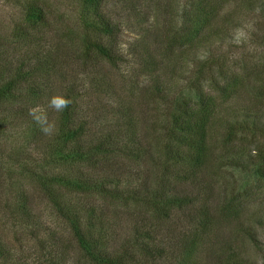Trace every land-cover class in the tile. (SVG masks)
I'll list each match as a JSON object with an SVG mask.
<instances>
[{"label":"rangeland","instance_id":"obj_1","mask_svg":"<svg viewBox=\"0 0 264 264\" xmlns=\"http://www.w3.org/2000/svg\"><path fill=\"white\" fill-rule=\"evenodd\" d=\"M102 1L100 13L114 30V35L88 33V44L84 46L87 33L81 22L85 17L90 22L94 12L81 6L78 0H0V69L24 65L16 81L20 86L14 88L11 98L0 102V240L4 244L12 242V246L17 244L12 239L17 232L10 231V226L14 227L17 222L11 211L22 210V204H26L23 200L29 199L32 200L28 203L32 214L29 220H22L27 236L17 250L25 251L28 245L35 244L33 242L37 239L34 235H37L43 242L38 251L40 254L58 244L62 264H94L77 252L68 225L57 212L52 211L50 205L46 206L37 182L42 176L51 180L62 174L76 173L81 167L62 165L60 156L50 153L47 147L43 149V144L58 127L57 108L72 109L76 121H84L92 136L103 131L106 123L109 124L105 127L116 130V126H120L119 119H125L118 112V106L124 104L129 107L128 114L135 124L127 136L136 134L134 141L139 139L140 143L129 148L135 157L116 164L120 167L110 173L111 176L122 177V182L114 186L120 201L111 199L107 205L110 212L119 217L115 230L117 242L128 241L130 249H135L133 244L137 235L133 229L143 236V220L147 225L146 232H160L156 239L138 240V243L143 240V245L149 250L146 255L135 254L139 264H178L174 258L171 260L169 253L162 258L157 257L159 251L166 252L171 243L174 247L181 245L186 249L187 264H264V172L258 174L251 169L252 163L259 168L264 167V21L252 18L250 13L226 24L229 38L224 36L223 40L216 41V38L207 36L204 44L193 52L188 43L183 44L182 49L191 61H181L178 55L171 57L172 62L178 63L175 74L166 84L164 98L169 105L164 106L158 100L149 102L142 95L145 84H150L158 75L157 72L143 74L130 50L140 45L136 52L146 50L152 57L162 58L165 40L157 47L153 35H162L161 28L165 22L176 26L180 22L178 13L189 11L188 6L193 0ZM33 2L38 7L28 8V3ZM225 9L229 10L227 5ZM41 12L45 14L39 24L35 27L26 24L27 18L36 19ZM168 16L169 21L166 20ZM179 35L186 36V33ZM90 43L112 47L113 60L100 58ZM236 44L243 47L234 49ZM157 48L161 50L153 51ZM80 51L88 53L85 62L79 60ZM5 54L9 57L4 59ZM228 56L230 60L226 61ZM199 57L206 61V66L212 65V69L207 66L203 72L208 79L203 75L205 79L200 81L194 80L193 76L184 78L183 73L192 69L195 66L192 61ZM238 58L241 60L236 66L241 64L245 69L241 73H251L250 78L245 74L231 77V71L235 69L230 61ZM37 59L40 61L34 64ZM28 71L29 74L23 75ZM209 71L213 75H225L227 71L229 75L221 79L217 87V78ZM6 79L4 77L2 81ZM235 79L237 83L231 85ZM192 81L201 84L203 93L213 99L210 107L216 123L208 132V147L218 151L222 148L226 123H234L240 130L222 158L228 165L207 160L204 168L194 170V183L187 186L184 193L191 198V205L163 213L162 217L166 215L169 221L164 222L161 229L158 219L162 211L139 214L130 207L131 202L122 201L128 195L125 183L137 179L150 186L152 183L156 185L161 180L159 169L163 167L169 173L174 169L192 171L190 166L168 159V153L175 152L174 159L179 155L186 161V155L182 153L186 150L183 143L176 151L181 139L174 138L172 134L169 110L179 106L181 98L197 101L193 91L189 90ZM34 86L41 92L43 90L36 102L31 96ZM25 95L30 96L26 98ZM66 96L71 99L67 103L63 101ZM174 112L176 115L178 108ZM44 129L46 131L39 137L37 131ZM256 147L262 156L256 157ZM232 163L239 164V167ZM93 172L106 174L104 170ZM49 186V182L46 183L45 189ZM57 187H52L53 192L59 191ZM67 204L99 207L102 199L94 192L84 195L72 193ZM204 217L208 220L201 228L199 218ZM112 246L111 243L109 247Z\"/></svg>","mask_w":264,"mask_h":264},{"label":"trees","instance_id":"obj_2","mask_svg":"<svg viewBox=\"0 0 264 264\" xmlns=\"http://www.w3.org/2000/svg\"><path fill=\"white\" fill-rule=\"evenodd\" d=\"M78 1L81 6L84 5L87 9L94 12V18H92L90 22L87 17L81 22L84 25V31L87 33L85 42L83 43L84 46L88 44L87 39L89 34H102L108 37L114 35V30L105 22L100 13V8L103 4L102 0ZM28 5V8L31 9H36L35 7H38L34 2L28 3ZM225 5L228 6L229 10H224ZM188 7L189 11L185 10L186 12L183 11L182 13H178L180 15V22L176 26L169 25L165 22L166 24L161 28L162 35H158V33L153 35L157 47H159L161 41L165 40L164 43L166 46L163 47L162 58H154L149 55L146 50L136 52V48H139L140 45H135L130 50V52L132 51V56L136 58L137 65L143 74L153 75L157 72V79L151 80L150 84L146 83L141 90L142 95H144L149 102L154 103L158 100L161 104L164 103V106L169 105V102H165L166 99L164 98L166 94V84L171 76L175 74V67L178 63L177 61L172 62L173 59H171V57L178 55L181 61H191V59H189L190 56L185 55V50L182 49L183 44L188 43V47L193 52L196 47H200V45L204 44L207 36H212V38H216V41H221L224 36H228V32L226 31L227 23L233 22L242 16L246 17L250 15V13L252 18H259V22L264 21V0H193V3ZM41 13L42 14L37 13L40 14V16L36 19L27 18L28 23L26 24L35 27L40 23L42 15L45 14L44 12ZM166 20L169 21V16ZM178 33H186V36H178ZM90 44H92V47L94 46L98 55L101 56L100 58H105L109 61L113 60L111 56L113 53L112 47H107L104 44ZM241 47L243 46L236 44L233 48L240 49ZM158 50L160 51L161 49L157 48L153 51L158 52ZM78 54H80L79 58H81L79 60H83L84 62L88 60L87 51L85 53L80 51ZM3 56L5 59L9 57V54ZM225 59L229 61L230 56ZM45 60L44 62H46ZM240 60L241 58L230 61L232 67L235 69L232 71L229 69L232 73L231 77L245 74L241 73L245 70L241 64L239 67L236 66L237 62ZM39 61L40 59H37L36 62L34 61V64ZM226 61L223 60V62ZM192 62V64L195 62V66L192 69H187L185 74L183 73L184 78L193 76L194 80L198 81L204 80L205 78L208 79L203 72L207 70V66H211L212 69V65L209 64L206 66V61L202 59V57ZM23 63L26 64L27 62L23 61ZM22 67H24V65L19 64L13 68H6V70L0 69L1 72L7 74V76H4L0 73V102L4 100L7 101L9 97L11 98L14 88L20 86L16 81L17 76L19 77V75H21L20 70ZM30 69L34 68L30 67ZM227 71H225V75L224 73H214L213 75L209 71L212 76L217 78V87H219L220 80L229 75ZM26 74H29V71L23 75ZM10 75L12 77H10ZM201 75L205 76V78ZM245 76L250 78L252 74L246 73ZM4 77L7 79L2 81ZM236 83L237 80L235 79L231 85H235ZM31 86L32 85L28 87ZM201 86V84H196L193 81L189 86V90L193 91L197 101L189 98H181L182 103L179 106H175L174 109L169 110L172 115V134L174 138L179 137V139H181L176 151L180 149L181 143H183L182 145L186 147V150L182 151V153L186 155L184 158L186 161L184 162L180 156L177 155L178 152L176 154L179 157L178 159H174L175 152H169L168 159L173 163H181L183 166L188 165L192 171L186 172L185 170L179 171L174 169L169 173L167 170H164L163 167V169H159V178L161 180H159V183L155 182L156 185L152 183L150 186L149 183L137 179L125 183L128 195L123 198L122 201L124 203L131 202L130 207H133V210L136 209L139 214H147L150 211H162L158 219L162 224L161 229L165 226L163 225L164 222L168 223L169 221L166 215L162 217L163 213L167 212L169 209L185 208L191 205V198L184 193L187 186L194 183V170L204 168L207 160H213L220 162V164L223 163L228 165L226 159L222 158L225 156V153L229 151V145L233 142V138L237 136L240 130L234 123H226L227 129H225V133H223L222 148L218 151V149L213 150L208 147V132L211 126L213 129L216 121H213V109L210 107L213 104V99L210 95L203 93ZM213 88H216V86H213ZM31 90V96L34 98L33 101H39V93L42 94L43 90L41 92V89L35 86L34 89ZM228 90H230V92L233 91V89ZM25 96L27 98L30 95ZM22 99L24 98L22 97ZM69 100H71L70 97L66 96L63 101L67 103ZM118 107H120L118 111L119 116L125 117L124 120L122 118L119 119L120 126H116V130H112L105 127L109 124L106 123L103 131H97L96 134L92 136L84 121H76L72 114V112H74L72 109L69 110V108L65 107L57 108L58 127L47 142L43 144V149L47 147L50 153L60 156L62 165H76L77 168H81H78L75 171L76 173L62 174L60 177H53L51 180L43 176L41 179H37L40 192L43 194V199L46 201V206L50 205L52 211L57 212L58 216L68 225L72 238L77 245V252L80 253L84 260L94 264H139V259L135 257V254L141 253V255H146L149 253V250L143 245V240L140 243H138V240L156 239L160 232H146L147 225L144 224L142 220V226L144 228L143 236L133 229L134 234L137 235V240H135L133 244L135 249H132V247L130 249V246L127 245L128 241L117 242L115 230L118 225L119 217L111 213L107 205L108 202H111V199L117 198V201H120V198L117 197L118 191L114 186L118 182H122V177H114L111 176L110 173L112 169L120 167L116 164L134 158L133 151L129 148L135 147L140 143L139 139L134 141V136L136 134L127 136V132L132 130L135 126L134 119L128 114L129 107L124 104ZM176 108H178V112L175 115L174 110ZM238 126L242 127L241 124H238ZM44 131H46V129L37 131L39 137H41ZM116 133L122 134V136ZM92 137L95 138L90 139ZM254 152L256 157L262 156L261 153H259L258 147H256ZM232 164H234V166L236 165L235 167L237 168L239 167L237 163ZM251 169L257 171L258 174L264 172V167L259 168L254 163H252ZM95 170H104L106 174L96 175L97 173L93 172ZM48 182L50 186L48 189H45L46 183ZM176 183L179 185V189H177L178 185L176 186ZM54 185L59 186L57 187L59 190L58 192H53L52 187H54ZM91 192L101 197L102 204L99 205V207L91 205L90 207L83 208L80 204H67L68 197L72 193L84 195L91 194ZM31 202L32 200L24 199L23 203L27 205L22 204V210L11 211L13 218L17 221L14 227L17 228L14 229V227L10 226V231L17 232L16 235H14L15 237L12 236L13 242L17 244L12 246V242L4 244L0 240V264H62L59 251L57 250L59 248L58 244H55L54 249L53 247L48 249V247L45 252L41 254L38 252L43 242L38 239L37 235H34L35 239L38 240L33 242L35 244L28 245L25 251H21V249L20 251L17 250V247L21 248L19 244L26 240L27 235L24 233L26 231L23 230L22 220L24 218L25 220L30 219L32 210L28 203ZM138 208H140V210ZM96 211L100 213L96 214ZM117 213L119 214L120 211ZM199 219L201 221V228H203L208 219L206 217ZM111 243L113 246L109 247ZM137 246L139 247L137 248ZM164 251H159L157 257L162 258L164 254L169 253L170 257H172L171 260L174 258L178 264H187L189 261L187 251L181 245L178 248L177 246L174 247L171 243L168 250L166 252ZM37 254L39 256H37ZM238 262L240 261L238 260Z\"/></svg>","mask_w":264,"mask_h":264}]
</instances>
